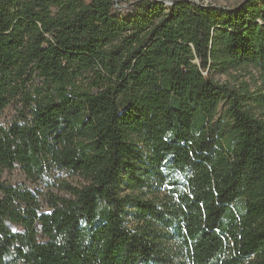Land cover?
I'll list each match as a JSON object with an SVG mask.
<instances>
[{"label": "trees", "instance_id": "obj_1", "mask_svg": "<svg viewBox=\"0 0 264 264\" xmlns=\"http://www.w3.org/2000/svg\"><path fill=\"white\" fill-rule=\"evenodd\" d=\"M133 4L0 0V264H264V122L208 76L264 74V0Z\"/></svg>", "mask_w": 264, "mask_h": 264}, {"label": "rangeland", "instance_id": "obj_2", "mask_svg": "<svg viewBox=\"0 0 264 264\" xmlns=\"http://www.w3.org/2000/svg\"><path fill=\"white\" fill-rule=\"evenodd\" d=\"M134 1L136 0H116V16L125 19L122 15H118L120 12H126L131 16L135 15ZM204 4H210L212 6L222 8H233L244 0H196ZM155 2L163 3L165 8L169 7L172 0H155ZM208 76L219 84H226L235 90H238L243 97V103L245 109H248L256 119L264 122V99H260L261 95H264V74L261 69L254 64L245 65L236 69H231L226 73L218 71L215 67H210L208 70ZM20 104L16 101L11 102L0 112V125H8L17 117V109ZM213 121L219 124L229 123L231 121L228 113V101L227 99H221L214 116ZM2 179L8 183L14 185H22L24 188L34 190L38 189L42 196L48 193L61 194L57 182L59 180L66 179L67 181L78 184L83 182L82 178L78 175H72L68 172L58 171L39 181H30L26 178L22 170L16 166L12 170H4L2 172ZM174 178L181 180V176L176 173ZM56 183V184H55ZM54 184L56 186H54ZM165 186L158 188L157 192L163 193ZM168 189V188H167ZM41 207L46 210V203L44 198H41ZM129 225H132V221H128Z\"/></svg>", "mask_w": 264, "mask_h": 264}, {"label": "bare ground", "instance_id": "obj_3", "mask_svg": "<svg viewBox=\"0 0 264 264\" xmlns=\"http://www.w3.org/2000/svg\"><path fill=\"white\" fill-rule=\"evenodd\" d=\"M118 15H122L124 18H126V19H128L129 17H130V15L128 14V13H126V12H120V13H118Z\"/></svg>", "mask_w": 264, "mask_h": 264}]
</instances>
